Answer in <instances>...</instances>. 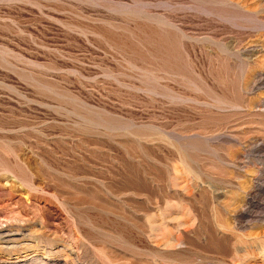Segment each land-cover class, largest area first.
Returning a JSON list of instances; mask_svg holds the SVG:
<instances>
[{
    "label": "rangeland",
    "instance_id": "374dc122",
    "mask_svg": "<svg viewBox=\"0 0 264 264\" xmlns=\"http://www.w3.org/2000/svg\"><path fill=\"white\" fill-rule=\"evenodd\" d=\"M1 230L0 264H264V0H0Z\"/></svg>",
    "mask_w": 264,
    "mask_h": 264
},
{
    "label": "bare ground",
    "instance_id": "6f19581e",
    "mask_svg": "<svg viewBox=\"0 0 264 264\" xmlns=\"http://www.w3.org/2000/svg\"><path fill=\"white\" fill-rule=\"evenodd\" d=\"M5 178V177H4ZM6 184V183H5ZM11 184V183H9ZM13 233L9 230H1L0 232V239H5V242L6 241H12L13 239H10V235H12ZM10 248V247H9ZM14 248V247H13ZM2 250V249H1ZM18 252V251H17Z\"/></svg>",
    "mask_w": 264,
    "mask_h": 264
}]
</instances>
